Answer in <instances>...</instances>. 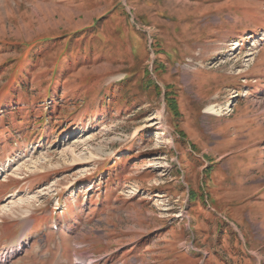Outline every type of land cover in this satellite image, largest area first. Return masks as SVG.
Returning <instances> with one entry per match:
<instances>
[{"label":"rangeland","instance_id":"374dc122","mask_svg":"<svg viewBox=\"0 0 264 264\" xmlns=\"http://www.w3.org/2000/svg\"><path fill=\"white\" fill-rule=\"evenodd\" d=\"M0 264H264V0H0Z\"/></svg>","mask_w":264,"mask_h":264},{"label":"trees","instance_id":"16d2710c","mask_svg":"<svg viewBox=\"0 0 264 264\" xmlns=\"http://www.w3.org/2000/svg\"><path fill=\"white\" fill-rule=\"evenodd\" d=\"M166 100H167L168 103H169V107H170L171 111L177 113V106H176V104L172 101L170 95L167 94V96H166Z\"/></svg>","mask_w":264,"mask_h":264},{"label":"bare ground","instance_id":"6f19581e","mask_svg":"<svg viewBox=\"0 0 264 264\" xmlns=\"http://www.w3.org/2000/svg\"><path fill=\"white\" fill-rule=\"evenodd\" d=\"M235 42H236V45H240V43L238 41H235ZM206 110L208 112H215L214 107H212V106L207 107Z\"/></svg>","mask_w":264,"mask_h":264}]
</instances>
